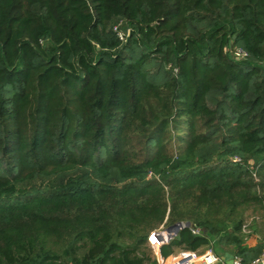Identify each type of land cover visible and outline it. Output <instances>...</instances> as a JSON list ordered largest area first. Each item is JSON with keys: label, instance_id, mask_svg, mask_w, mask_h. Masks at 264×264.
I'll use <instances>...</instances> for the list:
<instances>
[{"label": "trees", "instance_id": "16d2710c", "mask_svg": "<svg viewBox=\"0 0 264 264\" xmlns=\"http://www.w3.org/2000/svg\"><path fill=\"white\" fill-rule=\"evenodd\" d=\"M257 207L264 0H0V264H253Z\"/></svg>", "mask_w": 264, "mask_h": 264}, {"label": "built area", "instance_id": "2783aa9c", "mask_svg": "<svg viewBox=\"0 0 264 264\" xmlns=\"http://www.w3.org/2000/svg\"><path fill=\"white\" fill-rule=\"evenodd\" d=\"M120 38L123 40L125 37L124 34L119 33ZM235 56L237 58L247 56V53L239 49ZM181 227L178 232L169 231L165 225H162L160 228L152 231L147 238V245L152 253V257L156 264H228L224 261V257L215 253L213 247H207L201 252L193 251H179L175 254L164 257L162 255V248L175 239L179 232L184 230L187 226L184 223H181ZM194 235H201L202 232L199 228L189 227ZM244 232H248L249 226L244 225ZM155 238V242L153 240ZM234 255V254H233ZM233 264H242L241 260L234 255L232 260ZM253 264H264V254L262 257L255 260Z\"/></svg>", "mask_w": 264, "mask_h": 264}, {"label": "rangeland", "instance_id": "374dc122", "mask_svg": "<svg viewBox=\"0 0 264 264\" xmlns=\"http://www.w3.org/2000/svg\"><path fill=\"white\" fill-rule=\"evenodd\" d=\"M244 218H245L244 223H246L249 226L248 232H246V233L244 232L245 234L249 235L250 233H252V231H254L252 229H255V227H258L259 231H261V232L264 231V210L261 209L260 207L248 208L244 212ZM166 227L169 228L170 226L167 225ZM251 236L254 239H260L261 238L260 234L259 235L251 234L250 237ZM211 247H213L214 251L216 250L218 252V254L223 256V257L225 255V252L227 250H229L227 248L221 249L215 239L212 240V246ZM227 253L233 254L230 251L229 252L227 251L226 254Z\"/></svg>", "mask_w": 264, "mask_h": 264}, {"label": "water", "instance_id": "95a60500", "mask_svg": "<svg viewBox=\"0 0 264 264\" xmlns=\"http://www.w3.org/2000/svg\"><path fill=\"white\" fill-rule=\"evenodd\" d=\"M185 224H186L187 227H190L191 226V224L189 222H186ZM181 225H182L181 223H178L176 225L170 226L168 228V230L169 231H176V232H178V230L181 227ZM233 258H234V255L233 254L227 253V254H225L224 261L228 262V264H233V262H232Z\"/></svg>", "mask_w": 264, "mask_h": 264}, {"label": "crops", "instance_id": "0c3cea01", "mask_svg": "<svg viewBox=\"0 0 264 264\" xmlns=\"http://www.w3.org/2000/svg\"><path fill=\"white\" fill-rule=\"evenodd\" d=\"M227 252V251H226ZM226 252H225V254H226ZM229 252V251H228ZM224 257H225V255H224Z\"/></svg>", "mask_w": 264, "mask_h": 264}, {"label": "snow or ice", "instance_id": "6c2138e0", "mask_svg": "<svg viewBox=\"0 0 264 264\" xmlns=\"http://www.w3.org/2000/svg\"><path fill=\"white\" fill-rule=\"evenodd\" d=\"M154 242H155V238H153Z\"/></svg>", "mask_w": 264, "mask_h": 264}]
</instances>
